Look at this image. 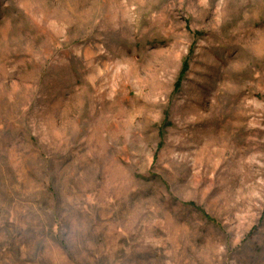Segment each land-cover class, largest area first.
Here are the masks:
<instances>
[{"label":"rangeland","instance_id":"obj_1","mask_svg":"<svg viewBox=\"0 0 264 264\" xmlns=\"http://www.w3.org/2000/svg\"><path fill=\"white\" fill-rule=\"evenodd\" d=\"M0 264H264V0H0Z\"/></svg>","mask_w":264,"mask_h":264}]
</instances>
